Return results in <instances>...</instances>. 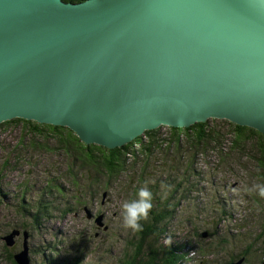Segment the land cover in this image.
<instances>
[{
  "label": "water",
  "instance_id": "1",
  "mask_svg": "<svg viewBox=\"0 0 264 264\" xmlns=\"http://www.w3.org/2000/svg\"><path fill=\"white\" fill-rule=\"evenodd\" d=\"M13 119L105 149L208 120L264 136V0H0V125Z\"/></svg>",
  "mask_w": 264,
  "mask_h": 264
},
{
  "label": "rangeland",
  "instance_id": "2",
  "mask_svg": "<svg viewBox=\"0 0 264 264\" xmlns=\"http://www.w3.org/2000/svg\"><path fill=\"white\" fill-rule=\"evenodd\" d=\"M167 128L170 127L165 126L160 130L163 137L169 133ZM222 129L227 132L225 135H228L227 125H222ZM31 138L22 124L0 129V171L3 172L1 175L4 179L0 183V192L3 195L0 202V264H10L6 259L8 252L5 251L2 238L11 229L17 231L15 227L24 224L31 226L25 218H21V209L16 210L15 207L24 200V206L32 210L43 191L50 188L47 189L45 185L48 174H52L54 184L63 183L67 197L72 196L71 203L74 206H71L72 210H69L68 214L53 209L56 206L63 209L59 202L64 201L53 191L52 201L49 200V211L53 209L52 218L42 219L37 229L30 228L26 243L31 264H39L46 258L52 260L53 264L77 261L81 264H119L126 250V239L131 235V230L122 225L120 206L126 200L127 190L131 192L137 178L125 174L119 177V182L111 181L109 184L107 179H102L97 185L90 187L85 194L86 199H75L76 193L64 186L67 181H60L58 178L57 169L63 167L59 161L60 156L34 149L28 150ZM248 150L250 151V148L247 147L245 152ZM250 153V158L242 152L231 154L233 162L228 161L224 155L223 161L218 160L213 153H203L196 159L195 176L190 179L193 186L183 189L181 185L175 200L177 217L170 224L171 237H165L161 242L163 246H182L181 252L184 253L179 255H185L189 262L179 264H228L232 258L236 261V256L244 253L247 254L245 264H264V250L258 239L264 223V197H260L255 188V185L264 184V180L252 160L257 152ZM3 161L8 167H15L17 170H8L7 166L1 167ZM166 165L169 166L167 153H157L150 161L151 175L147 177H160L162 197L165 191L163 188L168 183L165 177L168 171L162 169V166ZM140 166L141 162H137L134 168L138 171ZM78 169L85 177L82 166ZM61 173L65 176L66 169ZM88 177L89 180L93 179L90 174ZM129 183H133L130 188ZM24 189L28 191L25 193ZM104 191L108 193L106 201L101 199V193ZM92 194L94 196L91 198ZM84 202L90 213L95 214V220L101 218L102 225L95 226L91 217H85L78 205ZM104 229L106 231H103ZM203 233V237H197ZM18 236L17 240V236L14 237L13 246L9 247L12 254L23 249V236Z\"/></svg>",
  "mask_w": 264,
  "mask_h": 264
},
{
  "label": "trees",
  "instance_id": "3",
  "mask_svg": "<svg viewBox=\"0 0 264 264\" xmlns=\"http://www.w3.org/2000/svg\"><path fill=\"white\" fill-rule=\"evenodd\" d=\"M62 1L80 3L85 0ZM13 124H22L23 129L27 130L32 136L27 146L28 150L34 149L42 153L47 152L60 156L59 161H61L63 167L60 170L57 169L59 174L58 178H60V181L64 179L67 181L64 186H66L69 191H74L77 194H75V199H86L85 194L90 187L97 185L102 179H107L108 184L111 181L119 182V177L125 174L137 178L135 185H133L134 182L129 183V188L133 186L131 187L130 193L127 190L125 194L126 199L134 198L137 189L141 186L146 185L150 189L153 194L151 211L147 219L142 221V230L136 233L131 231V235L127 237L125 242L126 250L122 254L119 264H179L182 262H189V259L186 258L185 255L184 257H180L179 255L181 254L182 256L184 253V251L181 252V250H183L182 246H175L173 244L163 246L161 242L165 237H171L169 232L170 224L177 217L175 209L176 194L180 192L182 187L183 189L185 187L189 189V186H193L190 179L195 176V162L203 153H213L218 160L222 161V155H224L228 161L233 162L234 158L230 157L231 154L242 152L243 155L250 158V152L255 154L257 152L256 157H253L252 160L256 163V168L259 169L261 177L264 180V136L253 129L239 127L224 120H208L206 123H196L185 129L170 127L167 128L169 133L167 136L164 135V137L160 132L162 127H159L153 131L145 132L143 137L136 138L122 148H116L114 150H107L103 147L94 145L86 146L79 141L74 133L65 127L41 125L32 121L13 119L2 123L0 129ZM224 124L229 128L228 135H225L227 132L222 129V125ZM247 147L250 148V151L248 150L245 152ZM243 151L245 153H243ZM164 152L167 153L169 158V166H162V169L168 171V174L165 175L168 183L163 188L165 191L162 197L161 185H159L161 182L160 177L155 179L147 177L151 175L149 164L152 158L157 153L161 154ZM137 162H141L140 170L138 171L134 168ZM130 164H132V167H130ZM6 166V162L3 161L1 167ZM79 166H82L85 170V177L79 172ZM14 168L15 167H8V170ZM64 169H66L67 173L65 176L61 173ZM14 170H17V168ZM2 173L3 172L0 171V183L4 180L2 179ZM89 174L92 175L93 179L90 178L92 180H89ZM48 175L45 185H47V189L50 188L47 191H45L46 189L43 191L40 200H36L37 203L32 210L24 206V200L15 207L16 210L21 209V218H23V220L25 218L31 225L27 227L28 225L22 224L23 226L21 227H15V230H17L21 236H23V233L30 236V228H32V230L37 229L40 227L42 219L52 218L51 211L53 209L60 213L63 212L64 214H68L72 210L71 206H74L71 203L73 201L72 196L67 197L65 188L62 185L63 183L54 184L51 177L52 174ZM24 191L26 193L28 190L24 189ZM53 191L58 193L55 195H59L64 199V201L61 200L59 202L63 206V209L56 206L49 211L51 204L49 200L52 201L54 196ZM103 194H105L104 201H106L108 193L106 191L101 193L102 200ZM2 196L0 192V202ZM93 196L94 194L91 195V198ZM85 204L86 202L78 203L86 217L85 209L89 212L91 211L85 207ZM221 213L224 214L225 212L221 211ZM90 214L91 220L95 223V226H97L93 218L95 214ZM11 230H9L6 235L12 232ZM103 231H106V229ZM203 234L197 235V237H203ZM18 238L19 236L16 237V240ZM258 239L262 244V250H264V223L258 234ZM4 246L6 247L5 251L8 252L6 256L7 262L16 264L14 255L17 252L12 254L9 251V247L5 244ZM246 256L247 254L244 253L236 256V259L244 258L243 264H245ZM28 257L29 264H31L30 255H28ZM233 260H235V258H232L229 262ZM39 264H53V262L46 258V260H42ZM66 264L81 263L77 261Z\"/></svg>",
  "mask_w": 264,
  "mask_h": 264
},
{
  "label": "clouds",
  "instance_id": "4",
  "mask_svg": "<svg viewBox=\"0 0 264 264\" xmlns=\"http://www.w3.org/2000/svg\"><path fill=\"white\" fill-rule=\"evenodd\" d=\"M255 188L258 190V195L264 197V184L255 185ZM152 199V192L144 185L137 189L134 198L126 199L121 203V220L125 229L133 233L142 230V221L147 219L151 211Z\"/></svg>",
  "mask_w": 264,
  "mask_h": 264
},
{
  "label": "bare ground",
  "instance_id": "5",
  "mask_svg": "<svg viewBox=\"0 0 264 264\" xmlns=\"http://www.w3.org/2000/svg\"><path fill=\"white\" fill-rule=\"evenodd\" d=\"M43 125H47V124H43ZM145 132H147V131H145ZM145 132H144V133H145ZM144 133H143V134H144ZM143 134H141L139 137H141ZM76 137H77V136H76ZM139 137H138V138H139ZM77 138H78V137H77ZM78 139H79V138H78ZM82 143L84 144V142H82ZM119 148H120V147H119ZM107 149H108V148H107ZM109 150H112V149H109ZM98 219L100 220V217H99ZM98 219H97V220H98ZM99 222H100V221H99ZM100 225H102V224L100 223ZM10 233H11V232H10ZM10 233H9V234H10Z\"/></svg>",
  "mask_w": 264,
  "mask_h": 264
}]
</instances>
